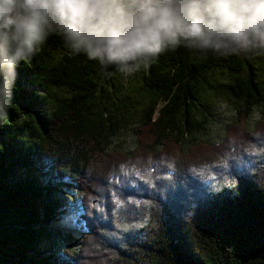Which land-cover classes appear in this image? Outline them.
Masks as SVG:
<instances>
[{
  "label": "trees",
  "instance_id": "obj_1",
  "mask_svg": "<svg viewBox=\"0 0 264 264\" xmlns=\"http://www.w3.org/2000/svg\"><path fill=\"white\" fill-rule=\"evenodd\" d=\"M17 72L0 264H264V56L178 48L125 75L53 35ZM218 102L236 119L210 143ZM129 129L135 147L113 146ZM69 218L81 244L61 246L47 226Z\"/></svg>",
  "mask_w": 264,
  "mask_h": 264
},
{
  "label": "clouds",
  "instance_id": "obj_2",
  "mask_svg": "<svg viewBox=\"0 0 264 264\" xmlns=\"http://www.w3.org/2000/svg\"><path fill=\"white\" fill-rule=\"evenodd\" d=\"M53 35L66 52L125 75L178 48L264 56V0H0V121L18 66Z\"/></svg>",
  "mask_w": 264,
  "mask_h": 264
},
{
  "label": "rangeland",
  "instance_id": "obj_3",
  "mask_svg": "<svg viewBox=\"0 0 264 264\" xmlns=\"http://www.w3.org/2000/svg\"><path fill=\"white\" fill-rule=\"evenodd\" d=\"M215 118L216 120H214L211 124L208 125L205 132L199 136V139L207 140L210 143H215L222 139V137L226 134V126L236 119V111L231 104L218 102L216 104ZM259 118L260 110L254 108L252 115L248 119V128L254 129V125ZM117 143L122 144L126 151H131L136 145V136L134 135L132 130L129 129L127 132L123 133L119 138L113 140V146ZM73 211L74 209H69V213ZM69 215L70 217H74V214ZM47 227L53 233H56L58 231L63 233L64 238L61 239V246L69 244V242L73 241V239H77L79 243L82 240L80 236L81 229L75 223V218H69L66 221L63 220L62 222H58ZM69 235L72 236V240H70Z\"/></svg>",
  "mask_w": 264,
  "mask_h": 264
}]
</instances>
